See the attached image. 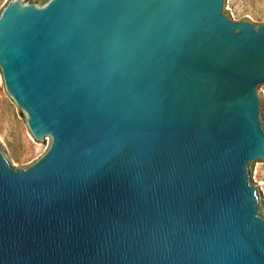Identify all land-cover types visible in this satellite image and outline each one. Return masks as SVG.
I'll return each instance as SVG.
<instances>
[{
	"label": "water",
	"instance_id": "95a60500",
	"mask_svg": "<svg viewBox=\"0 0 264 264\" xmlns=\"http://www.w3.org/2000/svg\"><path fill=\"white\" fill-rule=\"evenodd\" d=\"M8 92L48 151L0 148V264H264V23L229 0H12Z\"/></svg>",
	"mask_w": 264,
	"mask_h": 264
},
{
	"label": "rangeland",
	"instance_id": "374dc122",
	"mask_svg": "<svg viewBox=\"0 0 264 264\" xmlns=\"http://www.w3.org/2000/svg\"><path fill=\"white\" fill-rule=\"evenodd\" d=\"M12 0H0V15ZM44 5L49 0H22ZM229 16L264 23V0H229ZM264 93V92H263ZM52 139H37L30 129L28 116L8 92L0 67V148L10 164L26 168L39 160L50 148ZM255 184L264 205V162L257 164Z\"/></svg>",
	"mask_w": 264,
	"mask_h": 264
},
{
	"label": "built area",
	"instance_id": "2783aa9c",
	"mask_svg": "<svg viewBox=\"0 0 264 264\" xmlns=\"http://www.w3.org/2000/svg\"><path fill=\"white\" fill-rule=\"evenodd\" d=\"M49 137V136H48Z\"/></svg>",
	"mask_w": 264,
	"mask_h": 264
}]
</instances>
